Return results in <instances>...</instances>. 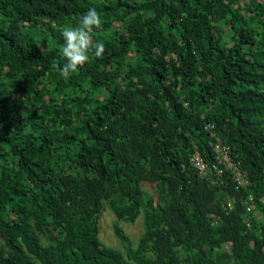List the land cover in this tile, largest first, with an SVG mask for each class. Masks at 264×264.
<instances>
[{
    "label": "trees",
    "instance_id": "obj_1",
    "mask_svg": "<svg viewBox=\"0 0 264 264\" xmlns=\"http://www.w3.org/2000/svg\"><path fill=\"white\" fill-rule=\"evenodd\" d=\"M91 7L105 53L65 81ZM218 140L248 184L199 177ZM263 199L264 0H0V264H264Z\"/></svg>",
    "mask_w": 264,
    "mask_h": 264
},
{
    "label": "clouds",
    "instance_id": "obj_2",
    "mask_svg": "<svg viewBox=\"0 0 264 264\" xmlns=\"http://www.w3.org/2000/svg\"><path fill=\"white\" fill-rule=\"evenodd\" d=\"M103 21L100 13L95 7L89 8L82 14L75 26L67 25L61 30L63 45L62 56L65 63L54 65L62 78L67 81L78 68L83 67L90 59V56L102 58L105 53V44L102 41L93 39V30H100Z\"/></svg>",
    "mask_w": 264,
    "mask_h": 264
},
{
    "label": "built area",
    "instance_id": "obj_3",
    "mask_svg": "<svg viewBox=\"0 0 264 264\" xmlns=\"http://www.w3.org/2000/svg\"><path fill=\"white\" fill-rule=\"evenodd\" d=\"M208 126L212 127L211 124ZM212 151L214 153V160L211 161L205 158L203 153L195 150L190 158V163L195 168L197 174L201 178H205L211 175H216V178H210L212 185H220L222 183V175L224 172L230 171L234 176L236 188L248 184L246 172L242 171L238 162H235L230 157V148L227 144L221 143L219 140L212 145ZM264 200V199H263ZM254 201V196L249 195L247 197V203L250 204ZM247 204V210L251 207ZM228 207L231 206V201L227 203Z\"/></svg>",
    "mask_w": 264,
    "mask_h": 264
},
{
    "label": "rangeland",
    "instance_id": "obj_4",
    "mask_svg": "<svg viewBox=\"0 0 264 264\" xmlns=\"http://www.w3.org/2000/svg\"><path fill=\"white\" fill-rule=\"evenodd\" d=\"M116 221L117 219L113 212L105 206L99 218V236L103 244L122 249V244L113 230V224ZM120 225L122 226V229L132 237V239L138 238L142 233L143 225L141 219H138L131 224L120 222Z\"/></svg>",
    "mask_w": 264,
    "mask_h": 264
}]
</instances>
